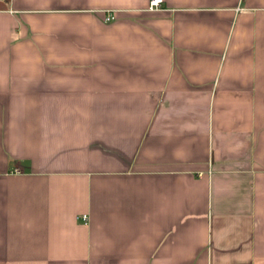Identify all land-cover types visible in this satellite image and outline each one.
I'll return each instance as SVG.
<instances>
[{
	"label": "crops",
	"instance_id": "obj_1",
	"mask_svg": "<svg viewBox=\"0 0 264 264\" xmlns=\"http://www.w3.org/2000/svg\"><path fill=\"white\" fill-rule=\"evenodd\" d=\"M0 264H264V0H0Z\"/></svg>",
	"mask_w": 264,
	"mask_h": 264
},
{
	"label": "built area",
	"instance_id": "obj_2",
	"mask_svg": "<svg viewBox=\"0 0 264 264\" xmlns=\"http://www.w3.org/2000/svg\"><path fill=\"white\" fill-rule=\"evenodd\" d=\"M162 0H149V9L154 10L160 7ZM113 17H107L106 19H112Z\"/></svg>",
	"mask_w": 264,
	"mask_h": 264
}]
</instances>
